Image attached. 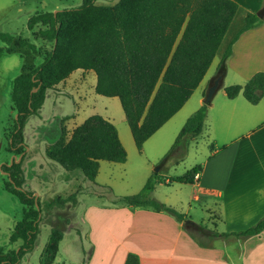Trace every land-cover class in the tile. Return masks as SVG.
Wrapping results in <instances>:
<instances>
[{
	"label": "trees",
	"instance_id": "1",
	"mask_svg": "<svg viewBox=\"0 0 264 264\" xmlns=\"http://www.w3.org/2000/svg\"><path fill=\"white\" fill-rule=\"evenodd\" d=\"M262 2L256 13L246 14L243 26L228 43L218 66L219 74L226 70L232 44L243 32L261 22L264 0ZM237 10L238 4L233 0H118L111 6L82 0L80 6L64 8L55 14H34L28 19L27 28L32 29L38 23L46 25L38 31L39 36L52 41L53 46L39 66L25 68L12 80L11 109L16 117L8 137L11 150L23 151L25 123L29 116L38 115L46 91L79 69L95 73L97 94L119 99L135 147L142 152L144 142L181 109L198 87ZM0 40L6 45L13 42L17 48L34 49L26 39L15 40L10 33H0ZM36 87L37 91L32 92ZM224 91L228 98L241 93L248 102L257 104L264 96V72L257 71L244 85H229ZM209 103L202 104L186 119L175 146L185 136L195 137L202 132ZM68 119L69 116L64 120ZM60 124L57 136L47 143L45 154L66 171H79L87 180L94 181L99 161H126L127 152L110 120L99 115L89 116L69 135L64 122ZM21 160L1 167L11 179L4 180V189L23 205V213L9 238L10 243L22 240V244L17 251L0 247V264H16L23 254L32 250L39 234L40 203L22 188ZM197 171L198 166H194L170 182L191 183ZM165 181L164 176L152 172L139 192L122 196L118 202L129 207H150L182 223L186 218L184 214L149 198L155 185ZM70 198L74 200L75 195ZM64 201L56 196L52 202L62 204ZM195 228L209 238L258 235L264 230V215L237 232L220 233L201 225ZM189 233L200 245L205 244L190 230ZM62 238L58 228H51L40 264L54 262ZM124 264H139V260L129 253Z\"/></svg>",
	"mask_w": 264,
	"mask_h": 264
},
{
	"label": "rangeland",
	"instance_id": "2",
	"mask_svg": "<svg viewBox=\"0 0 264 264\" xmlns=\"http://www.w3.org/2000/svg\"><path fill=\"white\" fill-rule=\"evenodd\" d=\"M117 2L94 0L96 5L103 6ZM81 3L82 0H0V33H10L15 40L26 39L34 46V49L29 46L17 48L13 42L6 45L0 40V247L17 251L21 246V242L10 243L9 238L14 224L23 213V205L4 189V180L8 176L1 167L10 165L13 160L19 162L22 158L21 167L26 180L22 188L31 192L40 203L39 234L32 250L23 254L16 264H40L41 254L54 227L62 232L63 238L52 264H86L92 247L88 237L89 221L84 215L87 208L109 210L125 207L118 199L139 192L152 172L170 179L185 175L195 165H202L211 152L212 141L206 128L195 139L185 136L178 145H174L186 119L200 107L201 88L194 90L181 110L146 140L142 152H138L119 99L97 94L94 90L95 73L79 69L46 91L41 109L48 112L53 110L51 116L43 125L35 124L38 121L35 116L38 115L29 116L23 151L11 150V138L8 137L16 115L11 109L12 80L25 68L39 66L53 46L52 41L39 36L38 31L45 29L46 25L38 23L28 29L27 21L36 13H54L64 8L78 7ZM244 18L241 11L236 12L204 83L207 84L211 76L217 73L231 34L244 24ZM65 32L69 33L67 30ZM234 80L229 72L225 83L231 85ZM92 115L102 116L114 123L123 140L127 158L122 163L100 161L97 177L89 181L79 171H66L51 161L45 154V144L57 136L61 122H64L69 135L75 126ZM68 116L69 119L64 120ZM198 193V187L190 182H161L155 185L149 198L175 208L186 216L185 219L206 229L223 231L221 219L205 211L204 205L208 199H193ZM72 194L75 195L74 200L70 198ZM56 196L65 199L64 203L52 202ZM187 228L203 243L214 241V238L199 233L198 228L191 225H187Z\"/></svg>",
	"mask_w": 264,
	"mask_h": 264
},
{
	"label": "crops",
	"instance_id": "3",
	"mask_svg": "<svg viewBox=\"0 0 264 264\" xmlns=\"http://www.w3.org/2000/svg\"><path fill=\"white\" fill-rule=\"evenodd\" d=\"M233 1L244 17L248 12L256 13L263 5L262 0ZM242 26L243 23L230 39ZM257 71L264 72V16L232 44L224 74L217 71L206 84V72L196 88H201L198 100L201 106L207 88L221 75L220 86L207 106L203 124L212 141L211 152L202 165H195L197 176L191 182L199 192L193 199H208L205 211L221 219L224 230H214L220 233L242 231L264 215V96L257 104H251L241 93L228 98L224 91L229 86L225 83L229 72L236 79L231 85L242 86ZM52 111L40 109L35 124L43 125ZM118 136L123 144L119 133ZM164 177L163 183H172ZM25 182L24 178L23 185ZM84 215L89 221L88 237L92 245L86 264H124L129 253L137 256L139 264H264V230L246 237H213L215 242L200 245L184 221L179 223L173 216L150 207L109 210L89 207ZM198 225L194 222L192 227ZM18 242L22 240L12 244Z\"/></svg>",
	"mask_w": 264,
	"mask_h": 264
},
{
	"label": "water",
	"instance_id": "4",
	"mask_svg": "<svg viewBox=\"0 0 264 264\" xmlns=\"http://www.w3.org/2000/svg\"><path fill=\"white\" fill-rule=\"evenodd\" d=\"M57 12L54 11V14ZM220 78H221V75H218L214 80L213 82L209 85V87L207 88V91H206V94H205V98H204V103H209V101H211L213 95L215 94V92L217 91V89L219 88L220 86ZM38 87L34 88L32 90V92L34 91H37ZM16 117V115H15ZM157 171V170H156ZM7 176H8V179L11 181L10 179V176L8 173L4 172ZM36 200V198H35ZM184 223L187 224V225H191L193 226L194 225V222L188 220V219H184Z\"/></svg>",
	"mask_w": 264,
	"mask_h": 264
},
{
	"label": "built area",
	"instance_id": "5",
	"mask_svg": "<svg viewBox=\"0 0 264 264\" xmlns=\"http://www.w3.org/2000/svg\"><path fill=\"white\" fill-rule=\"evenodd\" d=\"M197 175L195 174V177H196Z\"/></svg>",
	"mask_w": 264,
	"mask_h": 264
}]
</instances>
